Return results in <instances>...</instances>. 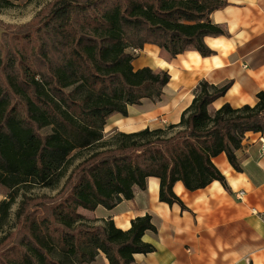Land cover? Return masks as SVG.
<instances>
[{
	"label": "trees",
	"instance_id": "obj_1",
	"mask_svg": "<svg viewBox=\"0 0 264 264\" xmlns=\"http://www.w3.org/2000/svg\"><path fill=\"white\" fill-rule=\"evenodd\" d=\"M0 0V13L5 5ZM226 0H60L46 24L49 34L40 57L17 50L0 58V230L8 223L16 191L27 184L56 188L78 153L87 151L66 179L70 192L50 216L26 226L19 248L0 264H88L102 252L109 264H132L135 254L156 248L143 240L156 233L150 215L137 217L128 230L113 220L96 225L79 212L115 208L160 179V200H182L173 187L181 181L195 191L225 176L214 158L225 153L241 170L236 151L248 132H264V91L258 102L219 109L213 103L231 82L201 81L178 123L137 132L104 133L116 113L130 105L158 101L170 82L168 71L135 70V50L153 44L170 57L196 50L215 54L206 36H229L211 14ZM51 127L50 133H42Z\"/></svg>",
	"mask_w": 264,
	"mask_h": 264
},
{
	"label": "crops",
	"instance_id": "obj_2",
	"mask_svg": "<svg viewBox=\"0 0 264 264\" xmlns=\"http://www.w3.org/2000/svg\"><path fill=\"white\" fill-rule=\"evenodd\" d=\"M228 5L211 14L229 36H206L205 43L215 54L203 57L187 50L170 57L153 44L138 50L135 70L150 67L168 71L171 79L158 101L144 99L130 105L128 116L113 114L105 126L106 136L115 131L137 132L146 128L178 123L201 81L213 85L231 82L226 94L213 103L214 109L229 103L234 108L254 106L264 91V0H226ZM264 132H248L236 151L241 170H236L225 153L214 163L226 178L190 191L181 181L175 194L185 208L160 200V179L151 176L147 187L135 189L133 199L123 200L108 210L80 208L79 212L96 225L113 220L116 227L130 229L137 217L150 215L157 232L148 231L143 240L156 250L135 254L132 264H264ZM88 264H109L104 253Z\"/></svg>",
	"mask_w": 264,
	"mask_h": 264
},
{
	"label": "rangeland",
	"instance_id": "obj_3",
	"mask_svg": "<svg viewBox=\"0 0 264 264\" xmlns=\"http://www.w3.org/2000/svg\"><path fill=\"white\" fill-rule=\"evenodd\" d=\"M60 0H4L5 7L0 13V58L7 60L9 51L17 50L31 60L34 54L39 57L41 48L46 45L51 11ZM46 127L42 133H50ZM87 151L77 154L68 172L56 188L44 185L27 184L16 191V201L12 207L7 225L0 230V257L11 249L19 248L21 238L27 233L26 226L34 219L50 216L52 209L69 194L66 179L73 168L87 156ZM5 194L0 195L3 199Z\"/></svg>",
	"mask_w": 264,
	"mask_h": 264
},
{
	"label": "built area",
	"instance_id": "obj_4",
	"mask_svg": "<svg viewBox=\"0 0 264 264\" xmlns=\"http://www.w3.org/2000/svg\"><path fill=\"white\" fill-rule=\"evenodd\" d=\"M135 52L137 53L138 50H135ZM262 150H263V152H264V140H263V144H262Z\"/></svg>",
	"mask_w": 264,
	"mask_h": 264
}]
</instances>
